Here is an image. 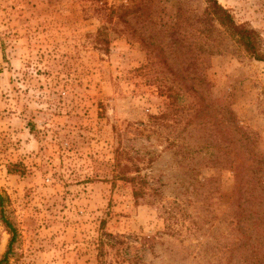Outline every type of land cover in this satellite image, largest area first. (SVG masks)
Instances as JSON below:
<instances>
[{
	"label": "rangeland",
	"instance_id": "1",
	"mask_svg": "<svg viewBox=\"0 0 264 264\" xmlns=\"http://www.w3.org/2000/svg\"><path fill=\"white\" fill-rule=\"evenodd\" d=\"M218 1L264 56V0ZM207 7L0 0L8 264H237L243 230L264 240V61ZM191 169L214 179L211 198ZM9 240L0 222V259Z\"/></svg>",
	"mask_w": 264,
	"mask_h": 264
},
{
	"label": "trees",
	"instance_id": "2",
	"mask_svg": "<svg viewBox=\"0 0 264 264\" xmlns=\"http://www.w3.org/2000/svg\"><path fill=\"white\" fill-rule=\"evenodd\" d=\"M208 7L206 9L207 14L210 19L215 20L221 27H223L231 36H233L236 41L256 60L264 61V56L259 52L258 43L256 36L257 34L250 29L239 26L231 12L223 7L218 0H207ZM251 137L246 135V147L250 148ZM9 173L12 175L20 174L23 175L24 172L19 169L18 164H13L9 166ZM191 173L193 174V179L196 181L195 177L200 175V172L195 169H191ZM127 181H130L134 184V196L135 198H139L142 194L145 187L149 186V181L145 177H141L138 175L137 177H129L126 178ZM214 179H206L205 181H199L197 179L194 190H196L197 194L204 195V199L211 198L215 192H217V187L212 185ZM212 195V196H211ZM9 198L0 192V222L6 228L10 235L9 244L6 252L3 257L0 259V264H8L11 256L14 254L15 246L18 242V230L14 225L13 221L10 219V215L7 211ZM207 202V201H206ZM178 206V205H177ZM165 213L167 214V230L172 234H177L178 230L174 226V219L176 218L175 208L164 207ZM180 209V207H178ZM245 234V239L238 240V244L236 245V249H231L233 251L236 250L239 253L236 255H232V259L237 260V264H264V240L256 243L258 238H253L252 232L250 231H242ZM106 235V234H105ZM104 240L101 239V244H103Z\"/></svg>",
	"mask_w": 264,
	"mask_h": 264
}]
</instances>
